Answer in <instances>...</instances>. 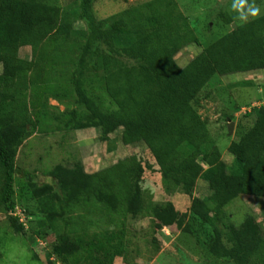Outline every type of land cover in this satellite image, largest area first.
Here are the masks:
<instances>
[{
    "label": "trees",
    "instance_id": "trees-1",
    "mask_svg": "<svg viewBox=\"0 0 264 264\" xmlns=\"http://www.w3.org/2000/svg\"><path fill=\"white\" fill-rule=\"evenodd\" d=\"M118 1L112 0L113 5ZM97 3L0 0V215L6 216L10 233L25 238L29 231L15 216L17 179L25 183L36 203L50 198L56 209L45 215L37 208L45 217L30 222V227L40 240H47L54 222L68 226L62 206L85 199L94 198L107 209L99 226L122 220L120 227H114L118 234L111 238L116 243L109 247L113 251L110 264L124 257L125 221L137 218L146 208L141 188L145 168L136 155L95 173H86L80 162L70 168L58 164L45 173L48 180L43 184L37 182L35 173L16 164L20 148L37 133L42 118L53 119L49 100H66L68 111L53 119L58 118L57 131L98 130L103 143L114 135L124 146L155 152L163 179L190 200L183 213L173 203L161 206L151 201L148 207L159 230L177 224L188 231V220H197L212 231L202 245L205 264L211 260L264 264V104L237 106L233 114L224 113L227 124L245 108L249 109L245 117L253 118L252 126L244 127L228 148L231 165L224 161L208 122L199 114L202 102L211 98L205 90L216 77L264 71V12L203 49L210 35H197L176 0L123 6L105 19L97 18ZM216 12L223 26L231 24L232 13L222 8ZM206 29L211 33L209 24ZM190 46L203 51L181 68L176 56ZM22 49L31 50V60L20 56ZM244 86L255 87L251 81ZM200 180L207 184V197L196 194ZM240 197L257 199L262 219L251 215L239 225L231 223L226 209ZM66 227L57 228L61 234H53L48 264H53V258L60 264L81 262V247ZM80 229L72 227L73 235ZM30 252L40 264L38 255ZM4 257L0 251V263ZM89 262L105 264L96 257Z\"/></svg>",
    "mask_w": 264,
    "mask_h": 264
},
{
    "label": "rangeland",
    "instance_id": "rangeland-1",
    "mask_svg": "<svg viewBox=\"0 0 264 264\" xmlns=\"http://www.w3.org/2000/svg\"><path fill=\"white\" fill-rule=\"evenodd\" d=\"M146 1L119 0L118 3L123 5L117 3L114 6L112 0H98L95 8L96 16L99 19H105L121 11L123 6H133ZM176 1L183 12L189 15L192 25L196 28L197 35L204 37L205 33L210 35V37L207 36L209 39L207 40V45L204 44L203 49L226 35L229 32L228 30L240 24L235 18L236 13L231 8L232 0ZM255 3L261 7V13L263 14L264 0H255ZM65 4L66 2L63 3L64 6ZM219 8H222L224 12L232 13L233 17L230 25L223 26L216 18V11ZM208 24L212 28L211 33L206 29ZM77 29L82 30L83 28L77 25ZM203 49L196 46L184 49L176 56L177 64L181 68H185ZM20 56L31 60V50L22 49ZM1 71L2 67L0 66V73ZM249 81L253 82L254 88L244 86ZM205 91L209 92L211 98L202 102L203 107L200 108L199 114L208 122L210 133L213 140L220 147L224 161L231 165L233 157L228 153V148L242 134L244 127L252 126L253 118L245 117L246 113L249 112V109L245 108L234 115V122L227 124L224 113L233 114L237 106L246 107L247 105L251 106L253 103H255L253 105L257 104L259 106L264 104V99L262 100L264 94V71L252 72L247 75L216 77ZM258 100H262V103H256ZM48 103L50 106L49 112L53 119L57 115L68 111V102L66 100L61 102L50 99ZM53 119L50 117L42 118L43 123L37 126V133L24 143L16 158V164L20 169L35 173L38 176L37 182L39 184H43L48 180L45 173L51 171L58 164H63L64 167L70 168L73 164L80 162L84 166L86 173H95L117 163L120 159L136 155L145 168L141 188L145 191L143 201L146 208L137 218H128L125 221V224H127L126 226L123 225V228H125L126 236L128 237L124 242L126 251L120 261L115 259L114 264H117V262L119 264L206 263L205 251L202 245L204 246L212 236V231L209 227L202 225L197 220H188V231H185L183 226L177 224L173 227H165L163 230L157 228V221L148 207L151 201L161 206H166L169 202L173 203L176 205V209L183 213L188 211V201L190 200H188L186 195L182 198L180 196L181 193L177 190L178 188L163 179L155 152L152 153L143 146L138 148L124 146L120 137L114 135L110 137L109 142L103 143L100 141L98 130L66 134L63 128L57 131L58 125L56 121L58 118ZM48 129H53L52 133L45 134ZM196 194L198 197L209 196L207 184L200 180L197 184ZM16 197L18 205L15 216L19 217L20 222L29 231L25 238L13 236L10 233L11 230L6 216L0 215V251L5 256L3 263L0 264H36L32 260L30 250H33L38 255L40 264H48L47 255L51 253L54 235L62 233L61 229L57 230V228L66 226H62L60 222H54L51 228L53 230L49 231L47 240L38 239L34 233H31L32 226L30 227V222L37 223V221L43 220L45 215L54 213L56 209L52 200L48 198V200H40L36 203L32 199L25 183L18 179L16 182ZM85 200L74 206L67 207L66 204L62 206L61 212L66 215L65 222L68 223L67 227L70 229L66 227L67 234L71 235L72 241L78 243L81 247L80 264H92V262H89L91 257H96L105 264H110L113 251L109 247L116 243L111 238H116L118 232L114 227H120L119 224L121 225L122 220H117L118 222L115 221L108 227L99 226L101 224L99 219L103 218L101 216L104 215V211L107 209L105 210L103 206L99 207L94 198ZM229 207L226 209V213L230 222L234 225L241 224L247 216L262 217L259 201L251 197H240ZM37 208L43 209V214H45L43 218L37 212ZM26 212L35 213L36 216L28 217L25 214ZM103 221L105 222L104 224L108 223L106 219ZM72 227H81L75 236L73 235L74 230H71ZM262 227H264V218ZM24 239H26L27 244ZM51 263L60 264L55 258L51 260ZM208 263L231 264L223 261L216 262L215 260H211Z\"/></svg>",
    "mask_w": 264,
    "mask_h": 264
},
{
    "label": "clouds",
    "instance_id": "clouds-1",
    "mask_svg": "<svg viewBox=\"0 0 264 264\" xmlns=\"http://www.w3.org/2000/svg\"><path fill=\"white\" fill-rule=\"evenodd\" d=\"M231 8L236 13V20L242 25L250 23L262 14L261 7L255 0H232Z\"/></svg>",
    "mask_w": 264,
    "mask_h": 264
}]
</instances>
